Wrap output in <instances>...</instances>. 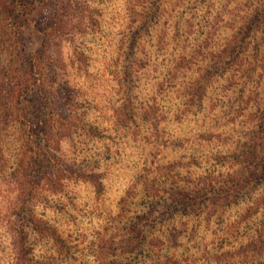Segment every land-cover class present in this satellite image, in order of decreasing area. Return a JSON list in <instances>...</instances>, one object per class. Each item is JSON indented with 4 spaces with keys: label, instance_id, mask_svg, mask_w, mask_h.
Masks as SVG:
<instances>
[{
    "label": "rangeland",
    "instance_id": "obj_1",
    "mask_svg": "<svg viewBox=\"0 0 264 264\" xmlns=\"http://www.w3.org/2000/svg\"><path fill=\"white\" fill-rule=\"evenodd\" d=\"M1 3L0 264L264 261V0Z\"/></svg>",
    "mask_w": 264,
    "mask_h": 264
},
{
    "label": "trees",
    "instance_id": "obj_2",
    "mask_svg": "<svg viewBox=\"0 0 264 264\" xmlns=\"http://www.w3.org/2000/svg\"><path fill=\"white\" fill-rule=\"evenodd\" d=\"M0 2H1V0H0ZM19 2V0H2V3H1V5L3 6V5H6L7 3H9L10 4V7H14V9H16V6H17V3ZM6 7V6H5ZM263 10H261V11H258L257 13H255V15H254V17H253V19H254V21H258V19L260 18V16H261V14H263ZM259 13V18H258V14ZM31 86H26L25 85V87H23V89L25 90V92L27 91V89H29ZM21 90V89H20ZM20 92V91H19ZM25 92H21V93H19V95H14L12 98H13V107L15 108V110H18V105H19V108H20V104L22 103V106L21 107H23V106H25V104H26V106L28 105V107L31 105V100H28V101H26V99H25V97H24V95H25ZM33 105V104H32ZM38 106V110L40 109L41 110V108H43V106L40 104V103H37L36 102V107ZM22 110H24L23 108H22ZM36 111V113H32V115H31V118H35V116H39L41 113H39V111ZM25 111V113L23 114V122H24V119H26V117H27V115H29L31 112L29 111V109L28 110H24ZM1 112H2V110H1ZM32 112H34V110H32ZM40 116H42V114L40 115ZM36 119V118H35ZM65 120L66 119V117H62L61 118V120ZM37 120V119H36ZM48 121V120H47ZM42 122V121H41ZM39 123V125L40 126H43L42 125V123ZM46 122V121H45ZM261 123H263L264 124V118L260 121ZM43 123H44V121H43ZM35 132L37 133L38 131L35 129ZM262 162V161H261ZM262 168H264V165H263V167ZM258 179V175H257V173H255V172H251V173H249V177H248V179H246L245 180V184H247V185H250L249 183H252V182H254V181H256ZM141 234H142V232L141 231H139V230H136V233L134 232V235H135V237H134V240H132V241H134L135 243H136V245H138V246H141V239H142V237H141ZM23 248V247H22ZM21 250V249H20ZM136 250V249H135ZM19 255H21V256H24V253H21V251H20V253H19ZM22 258V257H21ZM256 264H264V261L262 262V263H256Z\"/></svg>",
    "mask_w": 264,
    "mask_h": 264
}]
</instances>
